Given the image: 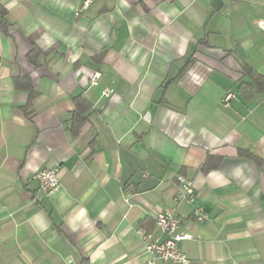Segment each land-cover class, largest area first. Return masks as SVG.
I'll list each match as a JSON object with an SVG mask.
<instances>
[{"label": "crops", "instance_id": "0c3cea01", "mask_svg": "<svg viewBox=\"0 0 264 264\" xmlns=\"http://www.w3.org/2000/svg\"><path fill=\"white\" fill-rule=\"evenodd\" d=\"M78 5L0 0V264H146L137 230L171 208L192 264H264V0Z\"/></svg>", "mask_w": 264, "mask_h": 264}, {"label": "built area", "instance_id": "2783aa9c", "mask_svg": "<svg viewBox=\"0 0 264 264\" xmlns=\"http://www.w3.org/2000/svg\"><path fill=\"white\" fill-rule=\"evenodd\" d=\"M94 0H78V8L75 14L78 15L82 9H86ZM258 27L264 31V20L257 21ZM99 73H93L90 84L95 85ZM113 92L112 88H105L102 95L108 97ZM234 96L231 89H227L222 95L220 102L223 106H228L230 99ZM34 179L38 182L37 198L48 195L59 186L57 167L44 168L37 171ZM178 189L174 196L175 202H187L192 204L195 201V189L191 180L179 174L176 176ZM192 213L195 219L202 222L207 219L202 207H194ZM154 231L139 228L137 230L139 238L143 242L144 252L149 254L146 264H158L157 261L172 264H192L191 259L181 250L180 242L192 238V235L181 231L180 217L175 208L159 211L153 214Z\"/></svg>", "mask_w": 264, "mask_h": 264}, {"label": "trees", "instance_id": "16d2710c", "mask_svg": "<svg viewBox=\"0 0 264 264\" xmlns=\"http://www.w3.org/2000/svg\"><path fill=\"white\" fill-rule=\"evenodd\" d=\"M1 9L2 8L0 6V11H1ZM0 26L3 28H7V21H5L4 18L0 19ZM40 53H41L40 49L38 47L33 46V48L28 53L27 57H28L30 62H34V64L36 65V64H38V62L35 60ZM245 70H246L247 74H253V75L257 76V79H259L261 81V77L254 71V69L251 66L247 65ZM15 83L21 87L28 89L30 91V93H35L32 90V86H31V83L29 80V76H27V75L17 76V77H15ZM21 83H23V84H21ZM243 84H245L243 81H241L239 83L240 86H242ZM244 87H246V85H244L243 88ZM77 99L78 98H76V100ZM86 108H87V103L85 104V107L83 110L74 113L73 118L75 119L76 122H82L88 117L87 114L85 115L84 113L81 115V112L85 111ZM144 222H145V219L141 220L142 225L144 224Z\"/></svg>", "mask_w": 264, "mask_h": 264}]
</instances>
